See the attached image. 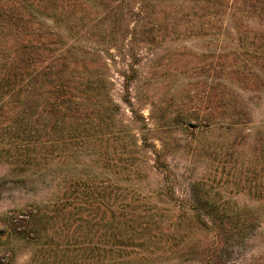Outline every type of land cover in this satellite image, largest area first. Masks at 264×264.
Returning <instances> with one entry per match:
<instances>
[{
	"label": "rangeland",
	"instance_id": "1",
	"mask_svg": "<svg viewBox=\"0 0 264 264\" xmlns=\"http://www.w3.org/2000/svg\"><path fill=\"white\" fill-rule=\"evenodd\" d=\"M161 7L169 8L167 3ZM171 20L167 18L166 33L154 35L151 44L141 43L133 48V53H138L135 58L130 56L132 46L126 45L128 34L107 50L105 44L99 43L103 47L102 59L109 66L106 70L97 67L110 77L106 89L120 106V119L146 137L147 145L154 142L159 152L136 160L154 164L150 159H155L159 165H167L165 170L158 169L157 175L134 180L132 186L139 187L138 191L126 190L123 194L147 196V190L172 185L176 199L186 202L188 209L250 212L258 217L252 223L240 221L239 230L225 236V244L216 257L193 254L187 248L175 254L167 252L152 264H264V197L257 192L260 187L264 190V168H260L264 163L259 157L260 147H264V84L256 87L252 80L244 84L238 80L243 77L238 67L241 57L238 40L231 31L178 34ZM88 23L94 25L97 20L90 19ZM122 28L118 23L110 37L116 31L122 34ZM96 37L85 34L83 40L90 43ZM14 46L11 36L0 37V77L13 62ZM7 54L4 63L2 57ZM7 89V94H1L0 89V264H77L81 242H110L113 195L109 183L114 178V148L120 142L114 138L99 144L96 151L78 152L72 160L67 158L63 163L19 174L14 163L13 88ZM227 90L234 94L237 112L250 118L247 127L252 129L214 126L200 133L207 129L187 125L188 121L195 122L196 117L199 120L195 123L201 125L207 117L216 123L222 119L226 112L218 100L219 93ZM118 129L127 131L116 124ZM74 176L101 181L105 187L102 198L95 194L88 198L75 190H66L67 181ZM168 199L165 194L152 197L160 208L178 201L173 198L169 203ZM204 201L206 205L202 204ZM34 209H38L37 217L45 225L37 239L33 238L36 231L26 224L27 215ZM167 224L159 229L160 251L166 243H177L167 236L168 229L171 231ZM182 226L183 222L179 227ZM196 235L204 243L210 241L203 231ZM118 264L149 262L135 259Z\"/></svg>",
	"mask_w": 264,
	"mask_h": 264
},
{
	"label": "trees",
	"instance_id": "2",
	"mask_svg": "<svg viewBox=\"0 0 264 264\" xmlns=\"http://www.w3.org/2000/svg\"><path fill=\"white\" fill-rule=\"evenodd\" d=\"M164 3L168 9L161 7ZM92 14L95 17L92 18ZM167 18L172 19L178 34L231 31L238 40L241 57L238 67L243 77L238 80L243 84L252 80L256 87L264 84V0L0 2V37L15 39L13 62L3 69L0 89H3L1 94H7L8 86L13 88L14 163L19 174L41 170L52 163H63L67 158L72 160L78 152L96 151L99 144L114 141V138L120 142L114 148L113 153L117 157L111 164L114 178L109 183L113 195L110 242L92 245L81 242L77 248L80 253L77 264H118L135 259L152 264L167 252L175 254L187 248L193 254L216 257L225 244V236L237 229L240 221L252 223L258 218L250 212L229 214L216 209H188V204L176 199L172 185L168 184V187L163 184L147 190V196L127 197V193L123 194L126 190L138 191L139 187L132 186L134 180L157 175V170H165L167 165H159L155 159H150L154 164L136 160V157L147 153L159 152L154 142L147 145L146 137L120 119V106L106 89L111 83L110 77L105 71L98 70L101 69L99 66L105 67L103 70L109 66L102 59L103 47H99V43L109 49L113 44L116 46L113 42H122L125 36L130 35L126 45L132 46L129 48L132 49L130 56L135 58L138 53L134 54L133 48L141 43L151 44L154 35L167 32ZM90 19L97 20V23L91 25L88 23ZM118 23L123 25V35L116 31L110 37ZM85 34L101 38L96 37V41L86 43L83 40ZM6 56L2 57L4 63L8 54ZM219 94L218 100L226 112L222 119L216 123L207 117L201 125L195 123L199 120L196 117L195 122L188 121L187 125L207 129L200 130V133L214 126L228 130L238 127L252 129L247 127L250 118L237 112L238 103L232 99L233 92L227 90ZM116 124L127 131L116 130ZM259 157L264 163L263 146ZM75 165L79 166L80 162L76 161ZM260 168L263 170L264 164ZM100 183L94 177L74 176L67 181L65 188L84 197L91 198L95 194L101 199L105 187ZM257 192L259 197H264L261 187ZM160 194L168 195L169 203L173 198L178 201L160 208L152 200L153 196ZM202 204L206 205L207 201ZM37 215L38 209H34L26 220V224L36 231L34 239L45 231L44 222ZM167 222L171 228L167 236L177 243H166V248L160 251L159 229ZM181 222L184 226L179 227ZM200 231L207 233L210 241L204 243L197 239L196 234Z\"/></svg>",
	"mask_w": 264,
	"mask_h": 264
}]
</instances>
